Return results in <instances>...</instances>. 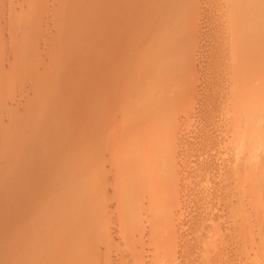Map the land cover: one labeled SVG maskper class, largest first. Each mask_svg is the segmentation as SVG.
Returning <instances> with one entry per match:
<instances>
[{"label":"rangeland","instance_id":"rangeland-1","mask_svg":"<svg viewBox=\"0 0 264 264\" xmlns=\"http://www.w3.org/2000/svg\"><path fill=\"white\" fill-rule=\"evenodd\" d=\"M229 4L228 0H0V264H81L79 251L91 249H96L95 256L91 254L93 264H264V196L259 201L255 193V201L256 190L244 181L246 175L240 170L251 162L264 161V139L249 143L253 147L249 153L242 148L244 141L230 137L235 98L232 85L225 81L229 68L222 59L233 16L253 21L259 15L249 16L245 8L244 14L235 15L234 6L243 7L244 2L230 4V8ZM115 29L119 33L112 41L109 33ZM251 44L242 49L251 52L255 49ZM65 47L70 49L65 51ZM126 59L138 63H127ZM172 60L171 64L177 65H170ZM145 67L157 68V73L150 75L156 74L158 87L166 82L182 90L185 82L191 81V86L186 85L191 90L187 92L186 87L182 91L186 95L171 105L182 114L177 129L172 135L168 133L173 139L166 137L170 150L164 147L166 138L161 141L166 134L159 130L161 123L152 121V112L144 111L140 104L151 89L149 78L135 82H145L140 86L142 92L134 83L135 92L141 95L134 94L136 101L127 115L110 107V122L101 124L107 119L99 113L103 105L99 92L107 93L112 82L122 79V74L125 77L126 70L129 74L131 69ZM263 68L264 53L247 70L261 75ZM121 97L116 94L111 100L116 104ZM134 108L150 115L145 114L143 120L142 112ZM166 108L154 112L162 114L169 106ZM137 112L141 121L135 116ZM106 128L111 134L106 139L110 148L100 140ZM155 132L164 136L159 139ZM161 147L164 150L159 151ZM165 148L176 152L172 160L179 175L173 179L177 185L172 190L177 191L175 202L179 206L164 230L165 243H156L146 219L141 223L146 230L127 239L125 226L120 227L121 218L116 215L117 208L122 212L131 196L125 201L126 193L136 192L128 190L134 187L127 178L150 169L157 157L154 154ZM139 150L142 155L147 152L143 161L150 158L149 162L133 164L129 160V156L141 155ZM238 170L242 171L239 178ZM243 176V184L249 188L242 186ZM127 183L131 188L125 186L124 194ZM110 189L118 196L112 191L114 196H107L104 205L95 200L98 192L103 197ZM138 194L143 196L145 190L132 193V198ZM119 200L123 204L117 205ZM76 230L90 238L82 240L78 235L81 241L71 243Z\"/></svg>","mask_w":264,"mask_h":264},{"label":"bare ground","instance_id":"bare-ground-1","mask_svg":"<svg viewBox=\"0 0 264 264\" xmlns=\"http://www.w3.org/2000/svg\"><path fill=\"white\" fill-rule=\"evenodd\" d=\"M151 1V0H150ZM158 1V0H157ZM165 1V0H164ZM173 1V0H172ZM184 1V0H183ZM227 1V0H226ZM230 1V4H232V5H235V4H237L238 3V5H239V3H241L242 2V4H243V2H244V4L246 5H244L243 7H241L240 6V8H238V6L236 7V6H234V12H235V15H236V12H239V14L243 11V9L245 8L246 10H247V12L249 11V16H250V13H256V14H258L259 16H258V18H256V20H253V21H246L244 18H241V17H239L240 19H234L235 17L233 16V20H231V22H230V24H229V28L227 29V40H226V42H224V44H225V46H226V51L224 50V52H223V55H222V59L225 61V63L224 64H226L227 65V67L229 68V73H228V76H226L225 77V81H228L232 86L231 87H233L230 91L231 92H233V98H235V100L233 101V104H232V107H233V109L231 110L232 111V117H231V122H232V126L231 127H229V128H231V130H229V131H231V132H229V133H231L230 135H232V136H230L232 139L233 138H235L237 141L239 140H241V141H244V142H242L243 143V145H242V148H245L249 153L250 152H253V147L252 146H250V145H248L249 143H251V142H254V141H257V140H261V139H264V74L262 73L261 75H257L256 73H254V72H250V71H248L247 70V67L248 66H250V65H252L254 62H258V60H259V57H261V54L262 53H264V18H259V17H263L264 16V0H228V2ZM68 2V1H67ZM74 2V1H73ZM165 3V2H164ZM81 4V3H80ZM89 4V3H88ZM109 4V3H108ZM230 4L229 5H227V6H229V8H230ZM120 5V4H119ZM157 5V4H156ZM168 5V4H167ZM140 6V5H139ZM141 7V6H140ZM76 8V7H75ZM107 8V7H106ZM157 8V7H156ZM228 8V7H227ZM228 8V9H229ZM232 9H233V6H232ZM153 10V9H152ZM159 10H160V7H159ZM79 11V10H78ZM156 11V10H155ZM133 12V11H132ZM136 12V11H135ZM153 12V11H152ZM169 12H170V9H169ZM234 12H232V14L234 13ZM112 13V12H111ZM110 13V14H111ZM155 13V12H154ZM165 13H166V11H165ZM171 13H172V10H171ZM231 13V10H230V12H229V14ZM243 13V12H242ZM112 14H114V13H112ZM116 14V13H115ZM139 14V13H138ZM157 14H158V12H157ZM170 14V13H169ZM244 14V13H243ZM247 14V15H248ZM128 15V14H127ZM150 15V14H149ZM155 15V14H154ZM177 15V14H176ZM227 15V14H226ZM241 15V14H240ZM78 16V15H77ZM129 16V15H128ZM153 16V15H152ZM229 16H231V14L229 15ZM127 17V16H126ZM167 17H168V15H167ZM242 17H244V16H242ZM110 18H112V17H110ZM115 18V17H114ZM156 18V17H155ZM162 18V17H161ZM124 19H125V17H124ZM134 19V18H133ZM137 19V18H136ZM141 19V18H140ZM149 19V18H148ZM251 19V18H250ZM96 20V19H95ZM162 20V19H161ZM156 21V20H155ZM159 21V20H158ZM109 22V21H108ZM126 22H128V21H126ZM130 23V22H129ZM135 23V22H134ZM143 23V22H142ZM74 24V23H73ZM123 24V23H122ZM152 24V23H151ZM153 24H155V23H153ZM83 25H85V24H83ZM130 25H132V24H130ZM136 25V24H135ZM143 25V24H142ZM81 26V25H80ZM117 26V25H116ZM127 26V25H126ZM152 26V25H151ZM157 26V25H156ZM227 26V25H226ZM119 27H121V26H119ZM146 27V26H145ZM256 27V28H255ZM127 28V27H126ZM134 28V27H133ZM140 28V27H139ZM142 28V27H141ZM256 29V30H252V29ZM81 29V28H80ZM114 29V28H113ZM117 29H119V28H117ZM117 29H115V30H113V31H111L110 33H109V35L111 36L110 37V39L111 38H116L117 37V35H118V33L120 32V29L117 31ZM64 30V29H63ZM92 30V29H91ZM125 30V29H124ZM128 30V29H127ZM148 30V29H147ZM146 30V31H147ZM93 31V30H92ZM91 31V32H92ZM130 31V30H129ZM128 31V32H129ZM142 31V30H141ZM160 31V30H159ZM176 31V30H175ZM256 31V32H255ZM122 32V31H121ZM151 32H152V30H151ZM34 33V32H33ZM38 33H40V32H38ZM148 33V32H147ZM126 34V33H125ZM124 34V35H125ZM130 34V33H129ZM128 35V34H127ZM59 36V35H58ZM66 36V35H65ZM122 36H123V34H122ZM146 36V35H145ZM151 35H149L148 37H150ZM120 37H121V35H120ZM140 38H142V37H140ZM147 38V37H146ZM90 39H91V37H90ZM150 39V38H149ZM156 39V38H155ZM185 39V38H184ZM58 40H59V37H58ZM112 41H113V39H111ZM91 41V40H90ZM148 41V40H147ZM184 41V40H183ZM111 42V41H110ZM251 42H253L252 44L253 45H255V49L254 50H252L251 52H246L245 50H243L242 49V47L244 46V45H247V44H251ZM82 43V42H81ZM95 43V42H94ZM149 43H150V41H149ZM86 44H88V43H86ZM111 44H112V42H111ZM136 44V43H135ZM142 44V43H141ZM251 44V45H252ZM130 45V44H129ZM128 45V46H129ZM62 46V45H61ZM61 46L59 47L60 49H61ZM67 46V45H66ZM69 46V45H68ZM157 46V45H156ZM224 46V47H225ZM73 47V46H72ZM71 47V48H72ZM76 46H74V48H75ZM78 47V46H77ZM77 47L75 48V49H77ZM94 47V46H93ZM125 47V46H124ZM183 47V46H182ZM58 48V49H59ZM67 48V49H66ZM132 48V47H131ZM140 48V47H139ZM62 49H64V47L62 48ZM61 49V50H62ZM68 49H70V47H65V51H67ZM84 49V48H83ZM100 49V48H99ZM124 49V48H123ZM130 49V48H129ZM132 49H134V47L132 48ZM157 49V48H156ZM121 49H119V51H120ZM126 50V49H125ZM135 50H136V48H135ZM76 51V50H75ZM130 51V50H129ZM134 51V50H133ZM132 51V52H133ZM157 51V50H156ZM63 53H64V51H62ZM126 52H128V50L126 51ZM68 53V55L70 54L69 52H67ZM72 53V52H71ZM134 53V52H133ZM154 53V52H153ZM159 53V52H158ZM187 53V52H186ZM122 54H123V52H122ZM157 54V53H156ZM67 55V56H68ZM70 55H72V54H70ZM75 55V54H74ZM77 55V54H76ZM89 55V54H88ZM115 55H117V53L115 54ZM125 56H126V54H124ZM142 55V54H141ZM151 54H150V52H149V56H150ZM168 55V54H167ZM191 55V54H190ZM196 55V54H195ZM119 56V55H118ZM129 56V55H128ZM158 56V55H157ZM177 56V55H176ZM121 57H123V56H121ZM137 57V56H136ZM152 57L154 58V57H156L155 56V54H153L152 55ZM27 58V57H26ZM77 58V57H76ZM119 58V57H118ZM126 58H128V57H126ZM131 58V57H130ZM140 58V57H139ZM142 58V57H141ZM175 58V57H174ZM191 58V57H190ZM117 59V58H116ZM76 60V59H75ZM138 60V59H137ZM154 60V59H153ZM156 60H157V58H156ZM126 61H128L127 63H134V64H137L138 63V61H136L135 62V60H130V59H126ZM140 61V60H139ZM158 61V60H157ZM176 61V60H175ZM174 61V62H175ZM55 62V61H54ZM98 62V61H97ZM180 62L182 63V61L180 60ZM83 63V62H82ZM121 63H123V62H121ZM147 63V62H146ZM146 63H144V64H146ZM171 63H173V60H172V62H170V65H177V63L175 62V64H171ZM183 63H186V62H184L183 61ZM42 64V63H41ZM95 64V63H94ZM126 64V63H125ZM156 64V63H155ZM155 64H154V66H155ZM29 66V65H28ZM146 66V65H145ZM91 67V66H90ZM157 67V66H156ZM155 67V68H156ZM170 67H172V66H170ZM176 67V66H175ZM63 68V67H62ZM81 68V67H80ZM123 68V67H122ZM152 68L153 67H151V68H149L150 69V71H149V69H146V67H145V70H143L142 68H140L141 70H139L138 71V68L135 70V68L134 69H131L129 72V74L127 73V70L125 71V69H124V71H125V77L123 78V74L120 76L122 79H120V78H117L118 80H115V82H112V85H111V87H110V89H109V91H107V93L105 92V93H101V92H99V94H101V96L99 95V97L103 100V105H102V108L101 109H99V107H98V105H97V107H98V109L100 110H98L99 111V113L100 114H102V115H104V116H106V119H107V121L105 122V120L103 119L102 120V123L101 124H103V126H105V124H106V126L108 125V123L110 122L109 121V117L111 116V113H110V107L111 108H113V106H115V108L117 109V111H119V112H121V113H123V114H128V112L130 111V107H131V104L133 103V102H135L136 100L134 99L135 98V96L138 94V96H140L141 95V93H140V95H139V93H136L135 92V89H136V87H134L135 86V82L137 81V79H143L144 81H147L148 80V78H149V80L151 79V81H152V86L149 88L150 90H148L147 89V93H148V95H147V97H146V99H144V102L142 103V99L139 97H137L136 99L138 100V99H140V100H142V101H140L141 103V106L144 108L143 110L144 111H149V112H152V115H153V119L151 118V116H150V118H151V120L152 121H155V123H158V124H160L161 123V126H160V128H159V130H160V132H161V134H163V133H166V134H164L165 135V137L163 138L162 136H164V135H161V134H159L160 132H158V134L156 135V132L157 131H159L158 130V128H157V130H156V132H155V135L154 136H158L159 137V139L162 137V139H161V141H163V139H165L166 137H170V135H172V134H170L172 131L174 132V130H176L177 129V122H178V120L180 119V115L179 114H182L179 110V108H177V106L175 107H171V105L172 104H175L176 102H177V100L178 99H180L181 98V96H182V94H184V95H186L185 93H187L189 90H187V89H190V86H191V84H190V82L191 81H187V82H185L186 84H184L183 82L180 84L181 85V87H182V84H184L185 85V87H184V89L186 88V91L185 92H182V91H184V89L182 88V90H179L180 89V86H177L178 87V89H177V87L175 88V86L173 87H170V83L168 84L169 85V87H168V85H166L165 83L166 82H164V83H162V82H159V83H162V84H159V87H158V84L155 82V78L157 77L156 76V74L154 73V74H151L150 75V72L151 73H153V72H156L157 73V68L155 69L156 71H152ZM166 68V67H165ZM72 69V68H71ZM116 69V68H115ZM159 69V68H158ZM170 69V68H169ZM33 70V69H32ZM128 70H129V66H128ZM153 70H154V68H153ZM168 70V69H167ZM174 70V69H173ZM177 70V69H176ZM123 71V72H124ZM184 71V70H183ZM115 72V71H114ZM114 72H113V74H114ZM175 72V71H174ZM263 72H264V68H263ZM119 74V73H118ZM172 74V73H171ZM183 74V73H182ZM82 75V74H81ZM117 75V74H116ZM137 75L139 76H141L140 78H137ZM155 75V76H154ZM173 75V74H172ZM184 76H186L185 77V79H187V75H182V77H184ZM92 77V76H91ZM117 77H118V75H117ZM116 79V78H115ZM171 79V78H170ZM67 80V79H66ZM70 81V80H69ZM107 81V80H106ZM113 81V80H112ZM170 81V80H169ZM194 81V80H193ZM57 82V81H56ZM91 82V81H90ZM149 82V81H148ZM257 82V83H256ZM258 82H259V84H258ZM260 82H261V84H260ZM67 83V82H66ZM135 83V84H134ZM138 83H140V85L138 86L137 84ZM141 83H142V85L145 83V82H143L142 80H139L138 82H137V84H136V86H137V88L139 87L140 89V91L142 92V90H141ZM190 84V86H186V85H189ZM107 84V83H106ZM111 84V83H110ZM157 84V85H156ZM164 86V87H163ZM54 87V86H53ZM69 88V87H68ZM105 88V87H104ZM109 88V87H108ZM107 88V89H108ZM229 88V87H228ZM24 89V88H23ZM60 89V88H59ZM61 90V89H60ZM59 90V91H60ZM63 90V89H62ZM66 90V89H65ZM137 90V89H136ZM138 90V91H139ZM191 90V89H190ZM12 91V90H11ZM45 91V90H44ZM43 91V92H44ZM47 91V90H46ZM69 91V90H68ZM139 91V92H140ZM14 92V91H13ZM20 92V91H19ZM9 93V92H8ZM64 93V92H63ZM80 93V92H79ZM136 93V95H134ZM11 94V93H10ZM95 94V93H94ZM98 94V93H97ZM116 94H119V96H121L122 95V97L121 98H118L116 101H117V103L115 104L114 102H112V98H113V96H115ZM18 95V94H17ZM19 95H21V94H19ZM18 95V96H19ZM39 95V94H38ZM54 95V94H53ZM231 95V96H232ZM12 96V95H11ZM26 96V95H25ZM47 96V95H46ZM64 96V95H63ZM98 96V95H97ZM230 96V97H231ZM37 97V96H36ZM56 97V96H55ZM71 97H72V95H71ZM17 98V97H16ZM48 98V97H47ZM91 98V97H90ZM98 98V97H97ZM36 99V98H35ZM50 99V98H49ZM78 99V98H77ZM81 99H82V96H81ZM93 98H91V100H92ZM80 100V99H79ZM100 100V99H99ZM232 100V99H231ZM85 101V100H84ZM96 102H97V99L95 100ZM108 101V102H107ZM109 101H111V104H110V102ZM45 102V101H44ZM55 102V101H54ZM70 102V101H69ZM74 102H75V100H74ZM99 102V101H98ZM105 102V103H104ZM37 103V102H36ZM52 103V102H51ZM113 103H114V105H113ZM194 103V102H193ZM43 104V103H42ZM49 104V103H48ZM76 104V103H75ZM87 104V103H86ZM137 104H139V101L137 102ZM96 105V104H95ZM66 106V105H65ZM86 106V105H85ZM141 106H139L140 107V109L142 108ZM167 106H169V109H168V111H165V113H159V114H157L156 112L158 111L159 112V110L160 109H167L166 107ZM69 106H67V108H68ZM92 107V106H91ZM134 107V106H133ZM180 107V106H179ZM185 107V106H184ZM220 107V106H219ZM89 108V107H88ZM87 108V109H88ZM17 109V108H16ZM82 109V108H81ZM95 109H96V107H95ZM133 109V108H132ZM135 109V108H134ZM185 109V108H184ZM52 110V109H51ZM74 110V109H73ZM136 111H138L139 110V108H136L135 109ZM68 111V110H67ZM69 111H70V108H69ZM117 111H116V113H117ZM132 111V110H131ZM140 111V113L142 112L141 110H139ZM143 111V112H144ZM154 111H156V112H154ZM73 112V111H72ZM81 112V111H80ZM93 112V111H92ZM95 112H96V110H95ZM94 112V113H95ZM114 112V111H113ZM133 112H135V111H133ZM143 112L141 113V114H143ZM62 113V112H61ZM86 113V112H85ZM89 113V112H88ZM130 113H132V112H130ZM136 113V112H135ZM153 113H156V115L155 114H153ZM53 114V113H52ZM51 114V115H52ZM75 114V113H74ZM73 114V115H74ZM92 114V113H91ZM112 114H115V112L114 113H112ZM137 114H139L138 112H137ZM137 114L135 115L136 117H138L139 118V120H140V118L142 117V115L140 116V114H139V116H137ZM145 114L147 115V116H149L150 114H147V112H145ZM145 114H143V116L145 115ZM184 114V113H183ZM228 114H229V112H228ZM50 115V114H49ZM63 115V114H62ZM86 115V114H85ZM98 115V114H97ZM121 115V114H120ZM132 115V114H131ZM45 116V115H44ZM147 116L145 117H142V119L144 120V118H147ZM71 117V116H70ZM121 117V116H120ZM132 117V116H131ZM230 117V116H229ZM59 118H60V116H59ZM84 118V117H83ZM39 119V118H38ZM134 119V118H133ZM111 120V119H110ZM115 120V119H114ZM137 120V119H136ZM47 121V120H46ZM45 121V122H46ZM61 121V120H60ZM113 121V120H112ZM128 121H130V120H128ZM141 121V120H140ZM157 121V122H156ZM68 122V121H67ZM118 122V121H117ZM137 122V121H136ZM139 122V121H138ZM39 123V122H38ZM44 123V122H43ZM56 123V122H55ZM128 123H130V122H128ZM132 123V122H131ZM52 124V123H51ZM96 124H97V122H96ZM126 124H127V122H126ZM125 124V125H126ZM144 124V123H143ZM231 124V123H230ZM39 125H40V123H39ZM43 125H45V124H43ZM124 125V124H123ZM131 125V124H130ZM130 125H127V126H130ZM133 125V124H132ZM155 125V124H154ZM157 125V124H156ZM50 126V125H49ZM58 126V125H57ZM126 126V127H127ZM134 126V125H133ZM96 127H97V125H96ZM101 128H103L102 126H100ZM117 127V126H116ZM121 127V126H120ZM124 127V126H123ZM44 128H45V126H44ZM54 128H55V126H54ZM111 128V127H110ZM56 129V128H55ZM95 129V128H94ZM36 130V129H35ZM59 130V129H58ZM97 130V129H96ZM105 130V129H104ZM106 130L107 131H105L104 132V134L102 135V132H103V130H102V132L100 133L102 136H103V139H100L101 140V144H103V146L105 147V148H107V147H109V145H110V143H108L109 141H107L108 139H107V137H108V135H109V130L106 128ZM82 131V130H81ZM124 131V130H123ZM167 131V132H166ZM57 132V131H56ZM168 133L170 134V135H168ZM55 134H57V133H55ZM68 135V134H67ZM96 135V134H95ZM111 135V134H110ZM109 135V136H110ZM160 135H161V137H160ZM166 135H168V136H166ZM227 135V134H226ZM229 135V134H228ZM63 136V135H62ZM100 136V135H99ZM158 137H156V138H158ZM172 137V136H171ZM170 137V139L172 140L173 138H171ZM42 138V137H41ZM53 138V137H52ZM97 137H95V139H96ZM46 139V138H45ZM54 139V138H53ZM107 139V140H106ZM149 139V138H148ZM147 139V140H148ZM154 139V138H153ZM166 139H168V138H166ZM164 140V142H163V144L165 145L164 147H167V149H171L172 148V146L170 147V148H168V146H170V145H168L169 144V142H167V141H170V139H168V140ZM86 140H87V138H86ZM167 142V144H166V142ZM84 142V141H83ZM95 142V141H94ZM150 142V141H149ZM172 142V141H171ZM171 142H170V144H171ZM98 143V142H97ZM109 145H108V144ZM153 143V142H152ZM161 143V142H160ZM160 143H158V144H160ZM100 144V143H99ZM97 145L96 144V146L98 147V146H100V145ZM106 145H108V146H106ZM166 145H168V146H166ZM102 146V145H101ZM159 146H161V145H159ZM158 146V147H159ZM103 147V148H104ZM156 147V146H155ZM162 147H163V145H162ZM162 147H161V149H159V151L160 150H164V149H162ZM43 148V147H42ZM60 148V147H59ZM110 148V147H109ZM125 148V147H124ZM152 148V147H151ZM97 149V148H96ZM101 149V148H100ZM140 149V148H139ZM156 149V148H155ZM158 149V148H157ZM103 150H106V149H103ZM108 150V149H107ZM144 150H146V149H144ZM169 150H166V148H165V151H162V152H160L158 155H155L154 153V158L156 159V160H152L153 162H154V164H152V166L150 165V169L147 167V169H144V166H143V171L141 170L142 169V166H141V164H139L138 165V167H141L139 170H141V172H140V174L141 175H139V176H128V180H129V182H130V180L133 182H131V183H129V185L131 186L132 185V187H134V189H128V190H133V191H136V192H132V193H134V194H137V192L139 191V193H140V189L142 190V192H143V190H145V194L143 195V196H141V195H139L138 194V196H136L134 199L132 198L133 197V195H132V193L131 192H127V190H126V188H125V186H127L128 187V183L126 184V185H124V188H125V190H123L122 192H124V191H126L127 193V195H126V197H124V198H126L125 199V201L127 200V198H128V195L130 194L131 196L128 198V200L129 199H133L132 201H131V203H128V200H127V204L125 205V208L122 210V212H119V209L117 208V210H118V213L116 214L117 215V218H121V219H119V225H120V227H121V225L122 226H125V230H124V236L125 237H127V239H133L135 236L137 237H139V233L141 232H144V230H146L145 228V226H141V223H143L142 221H145V219L148 221V224L146 225L147 226V228H149V229H151L150 231H151V235L153 236V237H155L156 238V243L157 244H161V245H163V243H165V241H164V239H165V235H166V233H164V230H166L168 227H169V223H168V221H169V219L170 218H172L173 216H174V214L173 213H176L175 211H173V210H176V205L178 204V201L177 202H175V198H177V196H178V194H177V191L175 190L174 192L177 194V196H176V194L172 191V190H174L175 189V186L177 185L176 184V181L175 180H173V179H176V178H178L177 176H179L176 172H175V170H177V168H175V170H174V167H173V165L176 163V161L174 160L175 158H176V156L174 155V153L176 154V152H174V153H172L171 151H169ZM173 150H175L174 149V147H173ZM119 151V150H118ZM142 151H143V149H142ZM156 152H157V150H156ZM43 153V152H42ZM55 153V152H54ZM137 153H140L141 155H135V157H133V156H131L132 157V159H131V157L129 156L130 154H128V156H129V160L131 161L132 160V162H133V164H134V162L135 161H137V163H139V162H141V161H143L144 159H146V157L148 158V155H146L147 154V152L145 153V155H142V152H140V150H139V152H137ZM143 153V154H144ZM158 153V152H157ZM172 153V154H171ZM149 154V153H148ZM127 155V154H126ZM174 155V156H173ZM125 157H127V156H125ZM174 157V161L172 160V158ZM246 157V156H245ZM124 158V157H123ZM153 158V156L151 157V159H154ZM127 159V161H128V157L126 158ZM134 159V160H133ZM140 159V160H139ZM179 159V158H178ZM95 160V159H94ZM107 160V159H106ZM149 160H150V158L149 159H147L146 160V162L148 161L149 162ZM174 162H172V161ZM246 160V159H245ZM244 160V162L246 163L247 161H245ZM99 162V161H98ZM145 162V163H146ZM136 163V162H135ZM136 163V164H137ZM143 163H144V161H143ZM143 163H142V165H143ZM144 163V164H145ZM152 163V162H151ZM244 163V164H245ZM249 163H250V161L247 163V165H249ZM97 164V163H96ZM32 165H34V164H32ZM127 165V167L129 168L130 166H129V164H126ZM132 165V164H131ZM147 165V164H146ZM145 165V166H146ZM153 165H154V167H153ZM246 165V164H245ZM101 166V165H100ZM99 166V167H100ZM177 166V165H176ZM211 166V165H210ZM243 166V165H242ZM245 168H246V170H245ZM125 169V171H126V168H124ZM242 169V171H244L243 172V174L244 175H246V177H245V180L244 181H247L248 182V184H250L251 185V187H253L255 190H256V192H253V195H255V201L257 202V199L256 198H258V197H256V194H257V196H259L260 198H259V201H260V199H261V196L263 195L264 196V194H263V192H264V161L263 162H260V163H258V164H253L252 162L250 163V165L249 166H244V168H242V167H240V170ZM244 169V170H243ZM102 170V169H101ZM123 169H121V171H122ZM128 170V169H127ZM240 170H238V172L239 173H237L238 174V178H239V174L242 172V171H240ZM120 171V172H121ZM124 171V172H125ZM245 171H248V174L246 173L245 174ZM131 172V171H130ZM178 172V171H177ZM54 173V172H53ZM179 173V172H178ZM47 174V173H46ZM109 174V173H108ZM114 174H115V172H114ZM132 174V173H131ZM130 174V175H131ZM135 174V173H134ZM137 174V173H136ZM135 174V175H136ZM150 174H153V175H159V177L158 178H156V177H154L155 179H153V178H151L150 176ZM243 174H241V175H243ZM126 175H128V174H126ZM146 175H147V177H146ZM176 177V178H175ZM241 177V176H240ZM243 178H244V176L241 178V181L243 180ZM126 179V180H127ZM181 179V178H180ZM109 180V179H108ZM173 181H175V182H173ZM96 182V181H95ZM112 182H114V181H112ZM127 182V181H126ZM105 183V182H104ZM109 183V182H108ZM124 183H125V181H124ZM178 183V182H177ZM242 183V186L244 185L243 184V181L241 182ZM240 183V184H241ZM246 183V182H245ZM106 184V183H105ZM116 184V183H115ZM247 184V185H248ZM107 185H109V184H107ZM112 186V185H111ZM117 186V185H116ZM128 187V188H131V187ZM244 186H246V185H244ZM246 187H248V186H246ZM123 188V189H124ZM179 188V187H178ZM249 188V187H248ZM250 189H252V188H250ZM254 189H252L253 191H254ZM113 191V190H112ZM112 191H111V189H110V191L109 190H107V192H106V196L104 195L103 197L101 196V197H99L100 195H99V192L95 195V200L96 201H98L99 203H102V201L104 202L106 199H107V196L108 197H113L114 195L112 194ZM118 191V190H117ZM114 192V191H113ZM121 191H120V193H122ZM115 194H116V196H118L117 195V192H114ZM119 193V192H118ZM119 193V194H120ZM256 193V194H255ZM124 194H125V192H124ZM123 194V195H124ZM113 195V196H112ZM123 195H122V197H123ZM125 196V195H124ZM106 197V198H105ZM101 198V199H100ZM124 198H122L121 200H122V202L123 203H125L124 201H123V199ZM179 198V197H178ZM100 199V200H99ZM114 199V198H113ZM115 200V199H114ZM119 202H120V200H119ZM130 202V201H129ZM123 203H119V204H117V205H120V204H123ZM103 204V203H102ZM107 204H108V202H107ZM180 204V203H179ZM97 205H98V203H97ZM104 205V204H103ZM106 205V204H105ZM122 206V205H121ZM177 206H179V205H177ZM99 207H100V205H99ZM103 207V206H102ZM109 208V207H108ZM119 208H120V206H119ZM107 209V208H106ZM177 211V210H176ZM114 213V212H113ZM119 216V217H118ZM176 216V215H175ZM175 218V217H174ZM173 218V219H174ZM108 219V218H107ZM144 219V220H143ZM117 221H118V219H117ZM121 221V222H120ZM110 222V221H109ZM106 225H104V227H105ZM107 226H109V225H107ZM101 228V227H100ZM124 228V227H123ZM103 229V228H102ZM84 230V229H83ZM106 230V229H105ZM111 230V229H110ZM79 231V230H78ZM78 231L76 230V231H73L74 232V235H76V236H74V235H72V236H74V238H70L71 240H72V242L71 243H73V240H74V242L76 243V241L77 240H79V241H81L80 239H82L83 237H84V235H82V234H80V231H79V233H78ZM94 231L95 230H93V232H92V234L94 233ZM107 232V231H106ZM83 233V232H82ZM83 234H85V233H83ZM91 234V233H90ZM78 235H79V238L80 239H78L77 237H78ZM80 235H82V236H80ZM97 235V234H96ZM99 235V234H98ZM109 235V234H108ZM107 235V236H108ZM71 236V237H72ZM95 236V235H94ZM106 236V235H105ZM75 237H76V240H75ZM82 237V238H81ZM85 237H87V234L85 235ZM84 237V238H85ZM89 238H90V235L88 236ZM87 237V238H88ZM100 237V236H99ZM99 237H97V240H100V238ZM113 237V236H112ZM92 239V238H91ZM103 239V238H102ZM83 240V239H82ZM88 240V239H87ZM93 241H95V240H93ZM164 241V242H163ZM68 242V241H67ZM67 242L66 243H64L66 246H67ZM69 243H70V241H69ZM96 243V242H95ZM105 245V244H104ZM101 246V245H100ZM160 246V245H159ZM68 247L70 248V245L68 244ZM71 247H73V244L71 245ZM75 249H76V247H74ZM73 248V249H74ZM161 248V247H160ZM160 248H158V249H160ZM63 249V248H62ZM66 249V248H65ZM65 249H63V250H65ZM72 249V248H71ZM68 249H66V251H67ZM76 250H78V249H76ZM90 250V249H89ZM92 250V251H91ZM90 251H88V250H80L79 252H80V254L82 255H79V257H80V259H82V261H83V263H81V264H90V263H92V261H91V259H93L92 258V255H94L95 256V253H96V249H91ZM97 250H98V248H97ZM70 251V250H69ZM69 251H68V253H69ZM82 251V252H81ZM72 252H73V250H72ZM95 252V253H94ZM71 253V252H70ZM75 253H77V251L75 252ZM92 254V255H91ZM109 254V253H108ZM75 255V254H74ZM76 256H78V254H76ZM98 257V256H97ZM100 257V256H99ZM80 259H79V261H80ZM95 259V258H94ZM94 259H93V261H94ZM105 261V260H104ZM98 262L99 261H97V264H98ZM77 264H79L78 263V261L76 262ZM95 263V262H94ZM75 264V263H74ZM93 264V263H92Z\"/></svg>","mask_w":264,"mask_h":264}]
</instances>
